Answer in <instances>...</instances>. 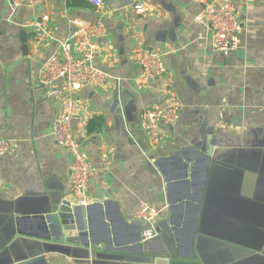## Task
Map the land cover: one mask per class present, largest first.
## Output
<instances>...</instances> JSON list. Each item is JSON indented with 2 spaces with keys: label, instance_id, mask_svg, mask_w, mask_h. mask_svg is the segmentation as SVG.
Instances as JSON below:
<instances>
[{
  "label": "crops",
  "instance_id": "1",
  "mask_svg": "<svg viewBox=\"0 0 264 264\" xmlns=\"http://www.w3.org/2000/svg\"><path fill=\"white\" fill-rule=\"evenodd\" d=\"M101 1L100 7L92 0L14 7L0 0V139L12 143L11 153L0 157V203L21 201L20 208L31 214L25 216L28 243L19 251L45 244L32 238L40 227L32 216L42 200L50 192L73 194L70 154L52 135L62 99H49L38 75L48 60L61 56L76 18L106 29L93 63L106 74V84L78 92L89 119L80 116L72 123L91 165L86 200L99 202L83 213L89 234L130 247L146 228L135 218L144 202L166 206L157 224L175 222L182 253L194 233L233 238L237 245L260 236L264 0H233L243 31L240 47L229 55L213 50L212 30L199 21L202 7L196 0ZM136 2L146 4L145 14L134 11ZM42 20L47 32L39 38L35 24ZM147 50L163 55L167 73L143 81L140 59ZM170 97L181 103L179 119L153 144L145 114ZM75 250L23 264H80Z\"/></svg>",
  "mask_w": 264,
  "mask_h": 264
},
{
  "label": "built area",
  "instance_id": "2",
  "mask_svg": "<svg viewBox=\"0 0 264 264\" xmlns=\"http://www.w3.org/2000/svg\"><path fill=\"white\" fill-rule=\"evenodd\" d=\"M14 7L25 4L42 3L43 0H7ZM202 7L199 21L210 26L212 30V47L219 54L229 55L240 47L239 36L243 24L238 18L233 0H196ZM98 7L101 0H92ZM133 9L138 14L147 12L146 4L136 2ZM75 32L73 36L62 43L61 56L48 60L39 71L38 82L48 87L49 99H62V112L53 124L52 135L58 145L65 149L71 157L72 191L81 205L86 206V188L91 177V165L72 132V123L82 117L88 120L83 108L77 102V94L85 87H104L107 76L94 66L98 54L99 41L105 35L106 29L101 23H89L76 18L73 20ZM46 20L35 24L37 36L42 37L47 32ZM75 53L78 56H75ZM142 80H152L164 76L167 67L163 55L159 51H144L140 59ZM142 86V83L139 84ZM181 103L177 98H167L164 105L150 109L145 114V131L153 144H159L165 138V129L173 127L178 119ZM12 151V143L0 139V157L7 156ZM162 209L142 202L135 214L136 220L145 224L143 241L156 236V225Z\"/></svg>",
  "mask_w": 264,
  "mask_h": 264
},
{
  "label": "water",
  "instance_id": "3",
  "mask_svg": "<svg viewBox=\"0 0 264 264\" xmlns=\"http://www.w3.org/2000/svg\"><path fill=\"white\" fill-rule=\"evenodd\" d=\"M79 144L83 148V142L79 141ZM48 196L32 216L41 227L32 238L45 243H38V247L43 250L36 245L33 250L19 251L22 245L28 243L25 216L31 214L20 208L21 201L4 203V206L0 203V264H23L32 257L49 252L69 253L75 249L80 264H264V206L261 224L263 231H258L260 236L250 237L248 242L237 245L231 244L233 238H225L226 242L218 238L197 237L194 233L188 252L182 253L172 219L156 225V236L153 239L143 241V238H139L130 247H123L110 236L97 240L91 231L89 234L83 213L97 205L98 201L84 206L74 194L65 196L61 192H50ZM197 226L198 222L195 221V230ZM204 244L212 246L205 247Z\"/></svg>",
  "mask_w": 264,
  "mask_h": 264
}]
</instances>
